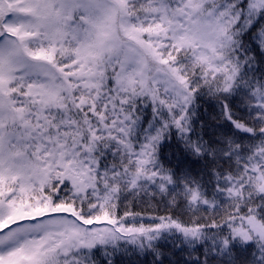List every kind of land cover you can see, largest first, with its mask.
<instances>
[{
  "label": "snow or ice",
  "instance_id": "obj_1",
  "mask_svg": "<svg viewBox=\"0 0 264 264\" xmlns=\"http://www.w3.org/2000/svg\"><path fill=\"white\" fill-rule=\"evenodd\" d=\"M0 264H264V0H0Z\"/></svg>",
  "mask_w": 264,
  "mask_h": 264
},
{
  "label": "trees",
  "instance_id": "obj_2",
  "mask_svg": "<svg viewBox=\"0 0 264 264\" xmlns=\"http://www.w3.org/2000/svg\"><path fill=\"white\" fill-rule=\"evenodd\" d=\"M135 210H136V211H140L141 209H140L139 207H137ZM146 211H147L148 213H151V214H163V213H164V209H163L162 206H161L159 209L148 208V209H146Z\"/></svg>",
  "mask_w": 264,
  "mask_h": 264
}]
</instances>
